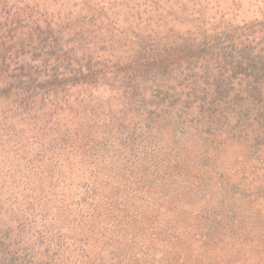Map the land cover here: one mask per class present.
Returning <instances> with one entry per match:
<instances>
[{"label":"rangeland","instance_id":"obj_1","mask_svg":"<svg viewBox=\"0 0 264 264\" xmlns=\"http://www.w3.org/2000/svg\"><path fill=\"white\" fill-rule=\"evenodd\" d=\"M47 20L69 44L122 61L140 39L168 44L189 27L263 34L264 0H0V36ZM132 85L79 83L61 105L24 113L0 93V229L34 243L35 259L47 242L66 264H264V140L232 131L235 115L207 131L150 81L144 113ZM226 210L235 220L215 225Z\"/></svg>","mask_w":264,"mask_h":264},{"label":"trees","instance_id":"obj_2","mask_svg":"<svg viewBox=\"0 0 264 264\" xmlns=\"http://www.w3.org/2000/svg\"><path fill=\"white\" fill-rule=\"evenodd\" d=\"M11 22L20 23L17 18ZM178 37L168 44L140 39L137 53L110 61L90 49L87 52L90 41L84 43L83 38H79L83 44H69L71 40L63 37L51 20L19 36L8 27L0 36V93H12L17 102L14 111L24 113L49 104L61 105L63 95L79 83L127 81L135 87L129 95L136 93L142 111L151 113L154 96L139 88L150 81L163 87L158 94L160 102L173 104L183 96L185 107H195L200 118L209 123L207 131L218 130L235 115L241 126L234 124L232 131L239 128L241 136H250L253 142L264 140V33L253 26L239 31L203 25L189 27ZM3 130L8 131L6 139L15 135L12 128ZM220 216L215 217V225L235 220L232 211ZM31 244L12 237L9 227L0 229V264H66L47 242L43 248L47 256L35 259ZM255 256L264 260V252Z\"/></svg>","mask_w":264,"mask_h":264}]
</instances>
